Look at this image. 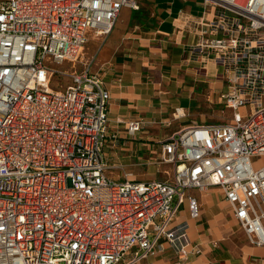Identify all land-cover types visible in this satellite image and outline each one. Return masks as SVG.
Listing matches in <instances>:
<instances>
[{
    "label": "built area",
    "instance_id": "built-area-1",
    "mask_svg": "<svg viewBox=\"0 0 264 264\" xmlns=\"http://www.w3.org/2000/svg\"><path fill=\"white\" fill-rule=\"evenodd\" d=\"M202 3L200 17L180 11L197 38L189 52L203 69L215 63L231 117L162 139L159 163L174 170L143 181L105 160L111 93L83 57L91 32L109 35L140 0H0V264H134L165 242L182 264L188 236L173 224L186 203L200 214L192 188L220 189L264 245V163L252 158L264 155V0ZM58 74L70 81L53 89ZM143 126L130 119L125 131Z\"/></svg>",
    "mask_w": 264,
    "mask_h": 264
},
{
    "label": "crops",
    "instance_id": "crops-1",
    "mask_svg": "<svg viewBox=\"0 0 264 264\" xmlns=\"http://www.w3.org/2000/svg\"><path fill=\"white\" fill-rule=\"evenodd\" d=\"M202 2L140 0L137 10L124 7L113 31L90 55L95 58L91 71L102 75L111 93L104 152L114 176L128 171L143 180L135 170L147 167L156 177L147 180L170 178L174 168L159 163V142L194 123L231 117L220 96L227 85L217 78L215 63L209 61L203 69L189 52L197 38L184 29L180 11L200 17ZM127 10L131 12L122 15ZM176 108L186 115L175 117ZM139 118L142 130L129 136L126 123ZM189 194L198 199L200 214L191 217L186 203L173 224L184 227L188 236L182 264H264V245L250 242L220 189L192 188ZM132 255L133 250L126 257ZM182 256L178 244L165 242L163 251L134 264H172Z\"/></svg>",
    "mask_w": 264,
    "mask_h": 264
},
{
    "label": "rangeland",
    "instance_id": "rangeland-1",
    "mask_svg": "<svg viewBox=\"0 0 264 264\" xmlns=\"http://www.w3.org/2000/svg\"><path fill=\"white\" fill-rule=\"evenodd\" d=\"M190 3L192 4H196L198 2V0H189ZM131 11L130 10H127V11H124V13L122 15H126L129 14ZM145 13H152L151 11H145ZM121 15V16H122ZM103 36H100V35H96L94 34V32H91L90 34V39L86 45V48H85V52H84V61H86V59L90 58V55H92L96 48L98 47V45L101 43L100 41L102 40ZM69 66V63L67 65H64L63 67L64 68H68ZM84 67V64L83 63H77V68L79 70L83 69ZM70 81V77H64V76H60L59 74L56 75L51 83V88H55V89H60L61 86L60 84H62V87H64L66 84H68ZM228 111V110H227ZM229 115L231 116V113H230V110H229ZM253 158V161L255 163H264V155H254L252 156ZM136 173H137V176L138 178L140 179H143V180H147V179H154L156 178L155 175L153 174H149L151 173L150 170L146 167H137L136 168ZM132 179H136V177L132 176L131 177Z\"/></svg>",
    "mask_w": 264,
    "mask_h": 264
}]
</instances>
